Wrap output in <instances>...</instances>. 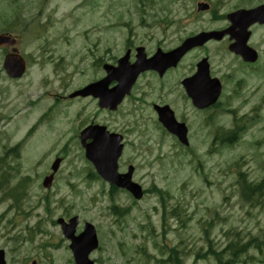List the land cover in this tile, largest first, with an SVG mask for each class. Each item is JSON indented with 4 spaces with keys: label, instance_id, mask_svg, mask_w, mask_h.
<instances>
[{
    "label": "rangeland",
    "instance_id": "1",
    "mask_svg": "<svg viewBox=\"0 0 264 264\" xmlns=\"http://www.w3.org/2000/svg\"><path fill=\"white\" fill-rule=\"evenodd\" d=\"M92 1V6H87L86 0H38L40 7L36 0L21 2V14L32 20L23 33L26 51L38 55L37 43L46 40L47 44L41 54L43 63L30 65L24 79L17 83L0 79V114H16L12 126L6 129L0 121V158L4 157L0 161L8 168L5 182L0 183V249L5 250L7 264H73L69 242L53 220L74 214L96 228L99 247L90 254L94 264H166L164 260L173 247L184 264H264V200L259 197V205L254 200V204L244 201L237 175L243 172V182L250 185L264 177V72L258 68L244 70V75H236L240 81L226 83L227 95L221 99L214 124L219 134L243 126L239 127V138L229 145H219L218 138L217 147L211 150L212 127L196 121L191 126L195 154L184 151L149 121L139 118V114L144 118L147 113L146 102L136 103V115L132 100L125 101L116 112L105 114L93 103L89 105L90 101H84L82 107L76 106L77 101L70 105H63L67 103L63 101L51 109L55 99L64 100L60 92L66 87L60 86L58 75L50 74L55 70L54 63L58 73H70L71 86H82L98 75L91 70L89 51L99 55L107 45L117 52L126 33L134 41L152 34L154 42L162 47L173 46L210 20L194 17L185 30L171 28L166 33L158 29L161 24L189 15L196 10L198 0H144L143 4L139 0ZM210 1L214 8L222 4V11L231 5L230 0ZM141 8L148 15L151 29L139 26L137 14ZM11 12L7 10L6 15L13 20ZM126 24L128 28H124ZM164 34L168 35L166 39H162ZM34 99L38 105L30 106L29 101ZM21 108V114L16 113ZM37 112L38 135L21 143L19 155H5L3 148L18 145ZM83 122L109 125L124 134L125 151L119 167L125 169L127 163L135 167L133 177L146 191L140 200L134 201L124 191L110 193L102 180L87 177L91 164L83 155L78 137L71 138L72 128L81 130ZM7 130H12L10 138ZM62 151L66 157L55 185L47 191L40 187L41 178L48 162ZM153 186L170 194L167 205L174 207L178 216L162 222ZM10 193L22 196L18 206ZM112 205L120 210L128 208V212L120 218ZM237 238L239 245L251 242L231 257L224 249ZM207 239L216 249L215 255L220 253L219 263L208 253Z\"/></svg>",
    "mask_w": 264,
    "mask_h": 264
},
{
    "label": "flooded vegetation",
    "instance_id": "2",
    "mask_svg": "<svg viewBox=\"0 0 264 264\" xmlns=\"http://www.w3.org/2000/svg\"><path fill=\"white\" fill-rule=\"evenodd\" d=\"M23 0H12V15L13 20L6 15V10L3 6L0 7V36L3 34H8L14 37L13 43L6 42L0 44V75H8L4 71V60L7 56L11 54H20L22 52L25 54V40L23 38V33L25 31L26 20L23 19L24 15L21 14L23 9L21 7V2ZM143 2V0H139ZM206 2L209 4V9L206 12L192 11L189 15L183 18H174L168 24H161L162 28H158L161 31L169 32L172 28L174 31H183L186 29L187 22L189 19L194 17H208L210 18L209 23L199 25L198 28L194 31H227V33L220 40H210L204 43L201 46L194 47L190 49L182 59L173 67L166 69L162 74H159L155 71H146L139 74L137 80L133 84L128 98L124 99V102L127 100H132L134 112L137 111L136 103L139 101L146 102L148 105L147 113L143 118V115L139 114V118L144 120V122L151 123L158 129L160 133L168 135L169 134L162 125L158 122V113L155 107L158 106H167L174 114L175 119L178 122H182L187 126L188 129V138L189 141L193 139L191 126L193 123L198 121L199 123H205L204 126H212L210 120L213 119L216 112L217 103L207 106L205 108H197L194 106L192 100L189 98L186 92L187 86L195 89L201 90L202 85L199 81H191L190 78L195 74L197 69V64L202 58L207 59L208 64V75L211 78H217L221 83L222 95L225 97V87L227 82H231L234 79H238L236 75H244L243 70L245 68L253 67L257 63L261 70H264V23L259 21H247L242 16H237V12L248 11L255 9L260 6H264V0H230L231 5L225 8V11H222L221 1H218L217 4H221L220 7H215L210 0H198ZM144 3V2H143ZM150 4V2H146ZM234 3L236 5H234ZM239 3V4H238ZM36 5L38 7V0H36ZM231 6V7H230ZM140 15V24L141 29H151L147 24L145 11H141ZM38 14V12H37ZM151 21L153 16H150ZM167 34L164 39L167 38ZM247 47L255 51L257 58L254 63H250L244 60V43ZM180 43L177 42L174 46ZM142 46L144 48V53L147 57H150L157 48L161 47L158 42H153V37L150 34H146V38L140 40L132 41L131 43L127 41L122 46V53L120 55L113 56L109 61L111 65H115L117 58L128 54L129 62H133L136 58L137 48ZM173 46V47H174ZM172 48V47H171ZM168 47L167 50H169ZM22 50V51H21ZM103 50V51H102ZM99 50V55L97 52L89 51L88 58L93 57V65L98 61L99 65L97 68L98 75H94L93 78L88 80L86 84L90 82L99 80L105 76V71L103 66L107 64V49L106 46H103V49ZM251 52V51H249ZM263 64L260 66V64ZM90 65H88L89 67ZM74 73V72H73ZM52 75H56L52 73ZM63 75V74H60ZM70 73L63 75L61 80L66 81L70 79ZM8 81H11L8 78ZM85 84V85H86ZM116 84L115 81H111L109 87H113ZM63 86V84H61ZM84 86V85H82ZM77 86L72 88L70 92L82 87ZM83 100L90 101L89 105L92 104V101H96L88 96L86 98L74 97L71 100ZM123 102V103H124ZM122 103V104H123ZM30 106L38 105V100L29 101ZM22 108L19 109L16 113L21 114ZM100 112H107L108 110L99 109ZM137 113V112H135ZM16 114L11 115L8 112L7 115L0 114V121H3V127L6 129L7 126H11V120L15 117ZM204 119V120H203ZM8 128V127H7ZM38 128V114L33 123L28 127L23 136H26L27 131L29 130V136H32ZM109 131H116L123 134L120 130H113L109 125H107ZM118 130V131H117ZM10 131V130H7ZM9 136V132H7ZM124 135V134H123ZM130 165L127 163L125 170ZM120 169V171H125ZM45 176V175H44ZM43 176V177H44ZM109 188L111 185L104 183Z\"/></svg>",
    "mask_w": 264,
    "mask_h": 264
},
{
    "label": "water",
    "instance_id": "3",
    "mask_svg": "<svg viewBox=\"0 0 264 264\" xmlns=\"http://www.w3.org/2000/svg\"><path fill=\"white\" fill-rule=\"evenodd\" d=\"M203 8V6H199ZM237 16H242L247 21H260L264 22V6L256 8L254 10L237 13ZM225 32H209L200 33L194 37L187 38L177 48L162 53L160 51L146 59L143 55L139 54L137 60L132 65H128L127 58H121L118 60L117 67L107 65V77L102 81L89 85L84 89L73 93L75 95H89L92 94L98 98L99 107H109L115 109L120 103L123 96L129 92L137 75L146 69H155L158 71L164 70L170 65H174L180 57L194 45L202 44L210 38L219 39ZM10 71L13 72V76H19L23 72V66L21 64L10 66ZM207 68L199 65L198 75H195L196 80L202 85L200 91L194 90L189 92L193 103L198 107H204L215 101L218 91L219 83L217 80H212V88L210 91L206 89V81L208 78ZM117 80L118 83L112 89H107L102 85L106 82L108 84L111 80ZM162 123L173 132L178 139L186 143V128L183 124H177L174 118L168 117L166 114H161ZM87 138H91V142L85 143ZM80 139L82 146L85 149V157L93 164L97 173L105 180L114 183L118 187L125 188L131 192L135 198L142 196L141 188L138 184L131 181L132 169L125 174L117 173V159L120 156L122 145L120 144L121 136L114 133H108L104 126L93 125L88 126L80 133ZM60 163V159H55L51 166L52 172H55ZM52 180V174L47 176L43 185L48 187ZM61 224V230L63 235L71 240L70 248L73 252L74 260L76 264H93L89 260V253L97 247L96 232L93 225L86 223L83 231L74 236L75 226L77 224V218L73 217L66 224L62 219L57 220ZM0 264H5L3 259V252L0 251Z\"/></svg>",
    "mask_w": 264,
    "mask_h": 264
},
{
    "label": "trees",
    "instance_id": "4",
    "mask_svg": "<svg viewBox=\"0 0 264 264\" xmlns=\"http://www.w3.org/2000/svg\"><path fill=\"white\" fill-rule=\"evenodd\" d=\"M240 185H241L240 192H241L242 199L244 201H248L251 204H254L252 202L253 200L255 203H257L259 197H260L259 200L264 198V197H261V196H264V179H262L258 184H255V185L246 184L245 182L241 183ZM154 191L159 197L160 214H161L162 220H165L167 218V216L168 217L169 216H178L176 213V209H174V207L170 208V206L167 205L168 204L167 200H169L170 194L167 191H164V190L158 189V188H156V190H154ZM117 212H118L119 216H122L125 214V210L118 209ZM214 250L211 247V245L209 244V248L207 250L208 253L213 254L216 257L220 256V253H217V255H215ZM224 250L229 251L231 257H234L237 255V253L240 252L241 248L235 244L233 246L228 245ZM203 256H205V255H203ZM217 261H218V263L220 262V257L217 258ZM164 262L166 264H184L182 261L181 255L180 254L178 255V251L175 247H173L170 250L168 257H167L166 261H164Z\"/></svg>",
    "mask_w": 264,
    "mask_h": 264
}]
</instances>
